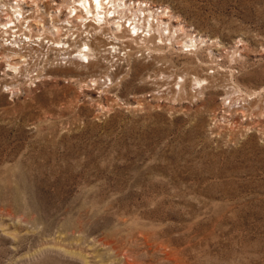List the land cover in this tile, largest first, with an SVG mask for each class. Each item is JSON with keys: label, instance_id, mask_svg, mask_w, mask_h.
<instances>
[{"label": "rangeland", "instance_id": "374dc122", "mask_svg": "<svg viewBox=\"0 0 264 264\" xmlns=\"http://www.w3.org/2000/svg\"><path fill=\"white\" fill-rule=\"evenodd\" d=\"M146 1L202 49L138 40L107 71L35 47L30 73L0 51V264H264V0ZM11 2L38 33L67 14Z\"/></svg>", "mask_w": 264, "mask_h": 264}, {"label": "bare ground", "instance_id": "6f19581e", "mask_svg": "<svg viewBox=\"0 0 264 264\" xmlns=\"http://www.w3.org/2000/svg\"><path fill=\"white\" fill-rule=\"evenodd\" d=\"M133 1L134 0H64L62 5L70 10L66 18L70 27L68 28L62 19L55 16L57 18L52 22L54 29L50 26L46 28L44 24V29L38 33L34 32L30 22L39 23L43 26V22H46L45 18H39L35 14L24 12L20 5H15L11 3V0H7V2L2 3L3 5H0V51L3 53V58L8 63L9 70L13 71H17L18 68H20L30 73L32 62L29 61L27 58L28 55H25V53H33V51L35 53L32 43L36 42H38L37 45L39 47L42 46L43 48L47 47V43L49 45L52 43L54 46L53 52L55 51L56 53V55L51 58L52 64H60L61 66L75 65L77 67H86V65L92 64L100 67L106 64V70L108 69L107 71H109L115 61L122 60L123 58L128 59L132 55L134 56L137 54V52L134 54L135 49L132 51L133 48L131 44H129L131 42L138 40L142 41L141 45L146 49L143 51L139 49V51L143 56L146 52L147 55L153 54L155 50L152 47V43L164 45H167V43L170 45L179 43L182 48H187L188 52L194 53L201 50L204 45L203 43L207 41L202 37L198 38L199 36L189 34L179 23L178 26H174L172 22H165L166 17H168L167 14H169L167 9V11L165 9H161L160 11L153 3L149 4V1H146L147 4L145 2L143 5L138 3L139 7H133V5H131ZM76 3H78V5H76ZM71 13H75L74 17H70ZM86 16H90L91 20L97 23V26L84 25L83 27L79 26V28H76V25L73 23L76 22L78 18H85ZM52 17L54 16L52 15ZM25 24H28L27 28H24ZM73 27L77 29V33L76 31L73 33L74 36L77 34L75 38L71 32V28ZM63 29L65 32L63 35L67 37H64L65 40L59 38V34ZM108 29H110L109 32ZM55 30H57V32H55ZM5 38L6 41H10L12 45L5 44ZM216 45L217 44H214L212 48ZM158 46L160 47V45ZM156 50L159 49L157 48ZM19 56L26 57L28 63L25 67L23 65L20 66L19 63H14ZM34 70L32 72H34ZM106 75L109 77L111 84L116 83L112 77L113 75ZM208 79L209 78L195 77L194 84L195 86L198 85V88L204 89L203 86L209 84ZM91 81L92 83L100 82L97 77H92L90 79V82ZM178 85L181 86V83H178ZM215 86L219 85L215 84ZM207 88H209V86ZM201 89L200 91L202 92ZM241 91L242 90H237L235 93ZM231 96L232 94L230 93L229 106L237 102V99L235 100ZM249 96H251V94Z\"/></svg>", "mask_w": 264, "mask_h": 264}, {"label": "built area", "instance_id": "2783aa9c", "mask_svg": "<svg viewBox=\"0 0 264 264\" xmlns=\"http://www.w3.org/2000/svg\"><path fill=\"white\" fill-rule=\"evenodd\" d=\"M75 1H77V0H75ZM11 3H13V2H11ZM76 5H78V3H76ZM145 5V4H144ZM69 8H67V14L69 13ZM67 14H65V18H61L59 15H57V16H59V18L60 19H62L63 20V22H64V24L65 25H67L68 27H70V24L68 23V21H67V17H68V15ZM50 15H56V14H49V16ZM74 15H75V13H71L70 14V17H74ZM50 20L52 21V17L50 16ZM50 20H48L49 21V24H47V26H50V27H53V26H51V21ZM73 24H75L76 25V28H79V26H81V27H83L84 25H92V26H97V23L94 21V20H91V17L90 16H86L85 18H78L77 20H76V22H74ZM33 28H35V27H33ZM76 28H73L72 29V31L71 32H75L76 31V33H77V29ZM53 29H54V27H53ZM63 31H64V29H63ZM63 31H61L60 32V34H59V38H62V39H64L65 40V38L64 37H66L65 35H63L64 34V32ZM55 32H57V30H55ZM108 32H109V30H108ZM110 34V33H109ZM63 35V36H62ZM77 34H75V36H76ZM75 36H74V38H75ZM58 38V37H57ZM67 38V37H66ZM37 43L38 42H36V43H33V49H35V47H38L39 48V46L37 45ZM51 43V42H50ZM47 45V47L46 48H43L42 46H41V51H43V50H47V52L49 51V52H53V48H54V46L52 45V43L49 45V44H46ZM49 46V47H48ZM29 48V47H28ZM55 52V51H54ZM53 52V53H54ZM41 57H42V53H41ZM37 73H39L38 71H37ZM40 75V74H39ZM37 76H38V74H35V77L37 78ZM100 82L101 83H103L106 87H108V86H111L112 84H111V81L109 80V77L106 75L105 77H103L101 80H100Z\"/></svg>", "mask_w": 264, "mask_h": 264}]
</instances>
